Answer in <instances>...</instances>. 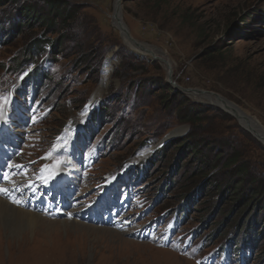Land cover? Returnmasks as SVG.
I'll list each match as a JSON object with an SVG mask.
<instances>
[{
	"label": "rangeland",
	"instance_id": "374dc122",
	"mask_svg": "<svg viewBox=\"0 0 264 264\" xmlns=\"http://www.w3.org/2000/svg\"><path fill=\"white\" fill-rule=\"evenodd\" d=\"M51 1L71 14L47 25ZM119 2L139 43L118 0H0V112L20 115L0 174L56 218L0 232V264H264V187L241 199L264 183V140L216 96L264 128V0ZM36 39L48 44L31 57ZM57 160L70 184L22 193Z\"/></svg>",
	"mask_w": 264,
	"mask_h": 264
},
{
	"label": "bare ground",
	"instance_id": "6f19581e",
	"mask_svg": "<svg viewBox=\"0 0 264 264\" xmlns=\"http://www.w3.org/2000/svg\"><path fill=\"white\" fill-rule=\"evenodd\" d=\"M120 11H121L120 5H116V7H115V13L117 14V17L119 19H121L119 17ZM117 23H119V22L117 21ZM122 24L125 27V25H124L123 22H122ZM119 27L121 28L120 23H119ZM121 31H122V35L126 38V42L128 44H130V45H133L135 42L129 37L128 33H126V31H124L122 29H121ZM136 46L139 47L138 48L139 50H141L140 53H142L143 51L145 52V50H146V51L151 52V56L152 57L153 56H160L159 58L163 61V63L165 62L164 64L167 66V68L171 69V72H172V68H173L172 62L170 60H167L168 62H166L163 59V56L161 55V53L154 52L153 48H150L148 46H145L144 44H141V43H140V45H136ZM154 54H159V55H154ZM112 69H113V62H112V59H111L108 62L107 67L104 70L105 71L104 72L105 76H108L110 74V71ZM191 91H192L191 93H193V95L196 96V97H198V96L200 97V95H204V97L206 96L204 93H200V95H197V93L199 91H195V90H191ZM218 100H219V102L225 104V106L227 105L226 107H228L229 109H231L232 112L236 113L239 116L240 121H241V123L243 125H245L247 127H250V129L252 131H254L255 134L259 138L264 139V128H263V126L254 117L250 116L242 108L236 107L233 103H231V102H229V101H227L225 99H221V97H219ZM91 107L88 110H90ZM88 110H86V111H88ZM3 120L0 117V123H5L6 124L7 123L6 122V116H4ZM0 126H1V124H0ZM63 146H65V145H63ZM144 153H145V151H143L140 155H143ZM49 169H51V167H49ZM59 174H61L63 180L65 179V176L67 175L65 173L62 175L61 172H56L55 175H59ZM44 175H45L44 177L49 176V173L48 172H44ZM4 176H5L4 174H0V188H6V189H8V192H7V194L0 193V232H5V231L16 232L20 227H23V226L24 227H28L29 225H31L32 223H34L33 220H35L37 218L39 219L40 216L42 218L47 219V220H53V221H55L56 218L55 217H50L51 215H49V214H43V216H42V215L38 214L37 212H35L33 210H28L24 206V204H19V205L14 204L12 202V199L10 197L16 198L15 192L13 191L12 187L5 182L6 179H4ZM71 177H73V176H71ZM53 178H55V180L58 183L63 182V180L60 182V176H53ZM31 181L32 180H28V182H31ZM116 183H117L116 180L115 179H112L111 185L113 186ZM13 185H14V183H13ZM14 187L16 188L17 186H14ZM20 188H21L22 191H24V189L22 187H20ZM37 190H38V187H37ZM23 222H25V223H23ZM71 222H74V221L72 220ZM76 222H80V221H76ZM9 225L11 227H13V228H9L8 227Z\"/></svg>",
	"mask_w": 264,
	"mask_h": 264
},
{
	"label": "trees",
	"instance_id": "16d2710c",
	"mask_svg": "<svg viewBox=\"0 0 264 264\" xmlns=\"http://www.w3.org/2000/svg\"><path fill=\"white\" fill-rule=\"evenodd\" d=\"M35 6H27L24 7V9L21 10V14L26 16H33L34 18L36 17V15L38 14V8H36L34 10ZM62 13L68 14V16L71 14V11H68L66 8L62 7V1H51L49 3L48 9L46 12L41 13L40 15V19L42 18L43 23L47 24V25H51V23H55L56 18H63V20H66V18L68 17H63ZM46 44H48V42L43 41L41 39H36V42H34V44H32V54L31 57H35L38 56V54L43 51L44 47L46 46ZM34 48V49H33ZM30 54V53H29ZM20 65L23 66V63L20 62V64H17L16 68H18ZM45 77L49 78V74L42 72V69L39 70H31L26 78V81L32 82V83H37V79L36 78H40V77ZM168 90H170V86H168ZM243 175L239 178V181H237V183H235V185H229L228 190L233 194L235 192V189H238L237 192H235L234 194H239V193H243L244 190L243 188L241 189V187H238L241 183H243V176L245 174L244 169H240L239 170ZM251 183L254 182L253 180L250 181ZM258 183V185L256 186V188H250V192L252 197H248L246 194H244V196H242V200H244V205L247 204L249 201H251V199L253 198V196L258 195V193L260 192V188L264 187V183L261 180H257L255 181ZM245 193V192H244Z\"/></svg>",
	"mask_w": 264,
	"mask_h": 264
},
{
	"label": "snow or ice",
	"instance_id": "6c2138e0",
	"mask_svg": "<svg viewBox=\"0 0 264 264\" xmlns=\"http://www.w3.org/2000/svg\"><path fill=\"white\" fill-rule=\"evenodd\" d=\"M4 102H5V103L7 102V101H6V98L4 99ZM0 116H2V112H0ZM55 151H56V148L53 147V150L50 151L45 157H42V159H50V158H52L53 153H54ZM63 163H64L63 161L57 160L56 163H55V165H54L51 169H49V168H47V167H46L45 169H43V170H42V175L40 176V179H41L44 183H47V182H48V181H47V178L44 177L43 173H44V172H48V173H49V177H48V178H51L52 176H54V175L56 174L57 170L59 169V167H60ZM16 167H22V166L17 165ZM4 179L9 180V181L11 182V178H10L7 174H5ZM29 186H31V185H29ZM7 192H8V189H6V188H0V193H5V194H7ZM10 198L12 199V202H13L14 204L19 205V204L22 203V201L17 200V199L14 198V197H10Z\"/></svg>",
	"mask_w": 264,
	"mask_h": 264
},
{
	"label": "water",
	"instance_id": "95a60500",
	"mask_svg": "<svg viewBox=\"0 0 264 264\" xmlns=\"http://www.w3.org/2000/svg\"><path fill=\"white\" fill-rule=\"evenodd\" d=\"M118 5H120V2H119V0H118ZM114 18H115V21H118L119 23H120V25H121V28L119 27V23L117 24V22H116V24L118 25V27H119V29L121 30H124V31H126V33H128V35H129V37L132 39V37L130 36V34H129V31H128V29L126 28V27H124L123 26V24H122V19H119L118 17H117V14L115 13V15H114ZM119 19V20H118ZM124 23V22H123ZM134 42H136V43H139V42H137V41H135L134 39H132ZM166 62H168L166 59H164ZM171 73V72H170ZM187 91H191L192 89H186ZM197 91H199V90H197ZM200 92H203V91H201L200 90ZM218 98L219 97H221V96H219V95H216ZM221 99H224V98H221ZM238 107V106H237ZM262 139V138H261ZM262 140H264V139H262Z\"/></svg>",
	"mask_w": 264,
	"mask_h": 264
}]
</instances>
